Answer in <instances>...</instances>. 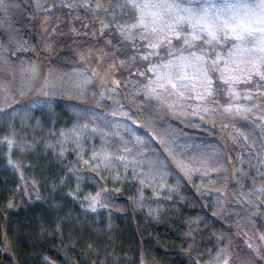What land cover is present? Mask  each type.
<instances>
[{
  "label": "trees",
  "instance_id": "obj_1",
  "mask_svg": "<svg viewBox=\"0 0 264 264\" xmlns=\"http://www.w3.org/2000/svg\"><path fill=\"white\" fill-rule=\"evenodd\" d=\"M164 38L139 24L130 0H0V264H214L221 254L227 264H264V73L230 87L214 58L219 42L200 40L211 92L202 110L175 113L147 85L153 63L170 59L169 44L181 41ZM94 52L116 68L121 103L146 138L131 144L147 154L145 175L164 181L151 203L136 183L130 190L127 181L104 180L76 155L75 169L105 206L85 210L58 182L63 165L47 146L70 110L79 100L101 114L117 107L74 82ZM44 83L52 102L21 116L16 132L3 127ZM168 131L210 148L203 172L166 151ZM113 143L118 152L127 147Z\"/></svg>",
  "mask_w": 264,
  "mask_h": 264
},
{
  "label": "rangeland",
  "instance_id": "obj_2",
  "mask_svg": "<svg viewBox=\"0 0 264 264\" xmlns=\"http://www.w3.org/2000/svg\"><path fill=\"white\" fill-rule=\"evenodd\" d=\"M130 2L138 10L142 27L161 37L165 36L164 39L170 42L181 39L179 45L169 44L174 47L169 51L175 54L170 59L154 62L150 68L151 74L147 76L151 91L171 111L188 114L205 107L204 101L211 92L212 78L207 70V49H197L200 40L207 44L219 42L224 47H219L220 50L215 48L213 52L215 62H222L218 69L220 77L230 87L248 79L251 72L264 73V0ZM94 53L74 71V82L78 88L92 85L103 96L109 95L117 107L110 114H101L79 100L82 105L70 110L69 123L58 130V136L47 146L53 151L50 157L63 165L64 174H60L58 182L63 186L68 185L85 210L95 212L105 206V201L94 191L82 171L76 170L79 169L76 166L78 159L74 158L76 155L104 180L127 181L130 190L136 183L140 200L151 203L156 198V189L161 191L165 187L164 181L158 185L155 183L156 176L149 178L145 175L147 154H139L132 149L131 144L143 142L146 138L139 132L140 126L131 111L121 103L120 89L114 77L116 68L111 69L107 59ZM46 85L44 83L34 94L33 101L27 107L10 113L2 126L16 132L20 129L18 119L21 116L25 118L44 110L52 102L49 99L51 97L46 95ZM5 95L0 88V98ZM93 98L97 99L96 96ZM168 135L166 151L172 154L177 151L183 167L187 166L198 174L203 172V160L210 148L187 134L168 131ZM114 139L127 147H120L121 152H118ZM214 264H227V257L219 255Z\"/></svg>",
  "mask_w": 264,
  "mask_h": 264
}]
</instances>
